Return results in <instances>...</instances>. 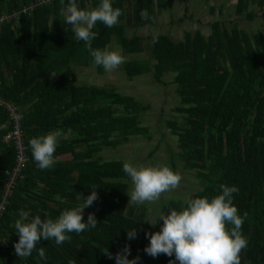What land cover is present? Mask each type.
Here are the masks:
<instances>
[{
  "label": "trees",
  "instance_id": "1",
  "mask_svg": "<svg viewBox=\"0 0 264 264\" xmlns=\"http://www.w3.org/2000/svg\"><path fill=\"white\" fill-rule=\"evenodd\" d=\"M34 1L0 3V14L20 13L16 18L20 34L12 23L0 27V98L18 109L29 156L0 220V264H69L70 260L75 264H116L104 253L108 249L115 256L125 245L131 247L130 260L140 257L138 264H170L174 255L153 258L144 252L150 243L145 233L160 231L163 221L152 226L146 222L145 207L129 206L127 182L131 180L123 172L124 162L104 161L100 156L105 148H117L131 137L152 139L141 121L150 107L113 88L80 85L76 69L89 68L94 60L60 15L68 0L64 4L54 0L23 13ZM170 1H114L113 7L122 9L123 15L111 28L97 22L93 48H108L114 38L125 55L148 51L150 61L124 64L130 79L153 73L155 81L164 85L165 76L173 75L180 98L174 110L182 121H169L168 125L180 149L174 157L185 170L195 171L201 183L191 198L211 199L220 194L219 185L237 186L233 203L239 215L248 213L242 228L248 246L241 253V264H264V31L251 39L246 31L228 29L216 21L208 36L200 31L186 32L177 41L168 35L150 39L127 36V27L138 29L151 23L157 9ZM76 3L90 10L100 0ZM253 5L264 12V0H237V15L254 20ZM13 127L9 113L0 107V202L6 171L16 166L15 146L4 140ZM56 129L63 132L56 163L40 170L29 140ZM92 188L99 198L85 208L84 221L95 213L96 228L68 233L71 242L63 245L42 238L37 247L45 248V260L36 252L25 259L15 254L19 236L14 224L21 212H29V219L40 215L55 220L65 209L82 205L79 194L86 198ZM185 206L180 200H171L163 213ZM133 228L138 236L129 240L127 231Z\"/></svg>",
  "mask_w": 264,
  "mask_h": 264
},
{
  "label": "clouds",
  "instance_id": "2",
  "mask_svg": "<svg viewBox=\"0 0 264 264\" xmlns=\"http://www.w3.org/2000/svg\"><path fill=\"white\" fill-rule=\"evenodd\" d=\"M61 4H64V0H61ZM60 15L71 25L75 40L85 43L95 65L112 72L125 62L120 52L108 50L107 47L101 50L92 45L97 39L93 31L97 22L111 28L119 23L123 15L122 9L114 8L111 0H100L99 5L90 10L80 8L76 0H68L67 5L61 7ZM62 136V130L56 129L29 140L33 160L40 170L50 169L56 163L55 152ZM123 172L130 177L133 185L127 194L130 197L129 206L155 203L163 194L177 189L182 180V176L168 166L137 167L124 162ZM219 189L220 194L211 199L189 198L182 210L169 209L170 214L160 217V221H163L160 231L145 233L150 243L144 252L153 258L161 254L168 257L174 255L175 260L170 261V264H176L177 261L179 264H241V253L248 246V240L242 233L248 213L245 212L242 217L233 203L234 194L239 192L237 186L221 184ZM98 198L96 188H92L86 198L79 194L82 205L65 209L55 220L41 219L40 215L29 219V212H21L14 224L19 236L18 242L14 244L15 254L25 259L36 252L41 260H45V248L37 247L42 238L63 245L71 242L72 237L68 233L80 234L88 228H96L98 221L95 213H90L85 222L84 210ZM148 222L155 226L151 221ZM137 236L135 228L127 231L129 240ZM104 255L108 259H115L116 264H138L140 259L139 256L132 260L128 258L131 255L130 245H125L115 256L108 249ZM69 264H75V261L70 260Z\"/></svg>",
  "mask_w": 264,
  "mask_h": 264
},
{
  "label": "rangeland",
  "instance_id": "3",
  "mask_svg": "<svg viewBox=\"0 0 264 264\" xmlns=\"http://www.w3.org/2000/svg\"><path fill=\"white\" fill-rule=\"evenodd\" d=\"M237 0H174L173 8H161L160 13L155 14L151 23L139 29H128L130 37L137 35L142 38H154L159 35H168L174 40H183L186 32L200 31L208 36L211 33L213 22L219 21L228 29L238 27L246 31L251 39H254L260 31H264L263 11L257 5L251 6L257 17L248 21L246 17L236 13ZM214 9V11H213ZM17 35L20 34L16 30ZM109 45L108 50L120 52L125 57V62L116 70L106 72L99 70L95 63L89 68H77L78 83L87 86H99L113 88L117 92L133 96L150 108L141 115V121L147 127L152 139L144 136L131 137L130 140L117 148H105L100 153L104 161L119 160L129 162L134 166H168L182 176L180 186L161 196L155 203L135 205V209L145 207L147 210L146 222L154 225L164 215L163 209L171 200H180L186 204L193 193L201 188L200 180L196 172L185 170L181 160L173 154L180 151L177 139L172 136L168 125L169 121H182V118L174 110L180 105V98L173 84V75L165 76V84L157 83L153 73H146L137 78L130 79L124 69V64L131 60H149V53L125 55L115 42ZM128 193L132 190L131 181L127 182ZM128 202L130 197H127ZM152 225V224H151Z\"/></svg>",
  "mask_w": 264,
  "mask_h": 264
},
{
  "label": "built area",
  "instance_id": "4",
  "mask_svg": "<svg viewBox=\"0 0 264 264\" xmlns=\"http://www.w3.org/2000/svg\"><path fill=\"white\" fill-rule=\"evenodd\" d=\"M54 0H35L34 3L29 7V9L24 8L22 10L23 13H26L28 10L32 12L34 9H36L39 6L44 5H50ZM20 13L18 12L14 16V20L17 18V16ZM13 20V18L9 16H1L0 17V26H2L4 23H7L9 21ZM0 106L5 107L6 110L9 112L10 118L14 123L13 130L5 137V140L7 142L12 141L16 146V166L12 171H8V179L5 184V191L3 195V200L0 203V219L4 214V211L6 209V205L9 202V198L12 196L13 191L12 189L15 186L17 177L23 170L24 166L28 162L27 157V146L25 145L24 141V134H23V127H22V117L17 111V108L6 101L0 100Z\"/></svg>",
  "mask_w": 264,
  "mask_h": 264
},
{
  "label": "crops",
  "instance_id": "5",
  "mask_svg": "<svg viewBox=\"0 0 264 264\" xmlns=\"http://www.w3.org/2000/svg\"><path fill=\"white\" fill-rule=\"evenodd\" d=\"M8 0H0V3H4V4H6V2H7ZM114 1H116V0H111V2L113 3ZM173 1L174 0H171L167 5H165L164 7H166L167 6V8H169V11L171 10V8H173L174 6H173ZM34 3V2H33ZM32 3V4H33ZM31 4V5H32ZM30 5V6H31ZM6 6V5H5ZM5 9H6V11L8 10V8L7 7H5ZM162 9H164V8H162ZM161 10V9H160ZM159 9H157V13L156 14H158L159 13V11H160ZM18 12L17 11H13V12H11V13H3V14H0V17L1 16H9V17H11V18H13V20H11V21H9V22H7V23H12V26H13V30L16 32V30L17 31H19V27H18V20L19 19H15L14 20V16L17 14ZM125 23V22H124ZM1 27V26H0ZM141 28V27H140ZM128 29H136L137 30V28H135V27H127L126 28V34H127V36H129L128 35ZM139 29V28H138ZM16 33H18V32H16ZM134 36H137V35H134ZM130 37V36H129ZM133 37V36H132ZM131 38V37H130Z\"/></svg>",
  "mask_w": 264,
  "mask_h": 264
},
{
  "label": "bare ground",
  "instance_id": "6",
  "mask_svg": "<svg viewBox=\"0 0 264 264\" xmlns=\"http://www.w3.org/2000/svg\"><path fill=\"white\" fill-rule=\"evenodd\" d=\"M0 100H3V101H6L5 99H3V98H0ZM6 102H8V101H6ZM8 103H10V102H8ZM12 104V103H11ZM15 106V105H14ZM1 107V106H0ZM16 107V106H15ZM3 109H5L6 110V108L5 107H3ZM7 111V110H6ZM17 111H18V109H17ZM8 112V111H7ZM9 113V112H8ZM23 127V126H22ZM12 131V130H11ZM10 131V132H11ZM9 132V133H10ZM8 133V134H9ZM24 134V133H23ZM4 140H5V138H4ZM24 141H25V135H24ZM5 142H7L6 140H5ZM7 143H13L12 141H9V142H7ZM14 144V143H13ZM25 145H26V141H25ZM14 146H15V144H14ZM27 146V145H26ZM28 148V147H27ZM15 149H16V146H15ZM16 153H17V151H16ZM27 157H28V161H29V156H28V150H27ZM27 164V163H26ZM14 169V168H13ZM13 169H11L10 171H12ZM6 172H8V171H6ZM22 172V171H21ZM7 174V173H6ZM7 182V181H6ZM6 182H5V184H6ZM4 191H5V188H4ZM4 193V192H3ZM4 195V194H3ZM2 200H3V197H2ZM2 202V201H1ZM0 202V203H1ZM9 203H10V201L8 202V204L6 205V209H5V211L7 210V207H8V205H9ZM5 211H4V213H5ZM4 215V214H3ZM3 217V216H2ZM1 217V218H2ZM1 220V219H0Z\"/></svg>",
  "mask_w": 264,
  "mask_h": 264
}]
</instances>
